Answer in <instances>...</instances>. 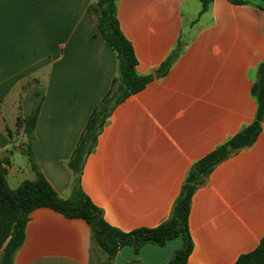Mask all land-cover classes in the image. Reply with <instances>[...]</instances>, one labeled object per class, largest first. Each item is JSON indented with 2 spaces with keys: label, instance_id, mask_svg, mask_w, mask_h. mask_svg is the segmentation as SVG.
<instances>
[{
  "label": "crops",
  "instance_id": "1",
  "mask_svg": "<svg viewBox=\"0 0 264 264\" xmlns=\"http://www.w3.org/2000/svg\"><path fill=\"white\" fill-rule=\"evenodd\" d=\"M96 0H0V156L7 181L36 178L31 149L60 197H72L74 149L119 74L116 52L87 7ZM116 0L136 71L153 79L113 110L87 156L80 186L106 221L129 232L166 220L193 164L255 120L252 94L264 61V9L242 0ZM180 44L164 75L161 64ZM43 85L33 141L17 127L23 86ZM11 133V134H10ZM186 264H234L264 236V121L257 140L218 164L196 190ZM180 240V239H174ZM122 248L111 264H168L177 246ZM181 242V240H180ZM182 244V242H181ZM82 218L34 209L13 264H92ZM2 252L0 251V259ZM102 263L107 255L96 256Z\"/></svg>",
  "mask_w": 264,
  "mask_h": 264
},
{
  "label": "trees",
  "instance_id": "2",
  "mask_svg": "<svg viewBox=\"0 0 264 264\" xmlns=\"http://www.w3.org/2000/svg\"><path fill=\"white\" fill-rule=\"evenodd\" d=\"M201 1L202 11H205L211 0ZM259 7L264 9V5ZM87 13L96 24L98 34L116 52L119 74L113 78L110 89L92 110L69 161L75 176L71 198L64 199L59 196L42 173L31 149L28 150V156L36 178L24 180L16 189L10 188L7 173L12 151L8 150L5 155L0 156V251L2 252L0 264L14 263L15 254L24 243L25 228L30 213L39 207H49L68 218H82L88 223L92 238V264H111L114 256L126 246L133 247L138 254L145 244L163 246L174 239H180L182 244L168 264H186L193 248L189 231V214L194 193L218 164L233 153L251 146L262 131L264 61L258 67L257 79L251 89L258 104L255 120L193 164L166 220L156 227H140L126 232L106 221L103 210L93 203L80 186V179L86 158L95 149L98 137L115 107L130 95L141 91L153 76L140 75L136 71L138 61L132 43L121 29L116 0H96L88 5ZM179 53L180 44L161 64L158 69L159 75L166 74ZM37 81L39 79L36 78ZM26 85L27 83L23 86V91H28ZM28 97L34 100L35 104L30 111L18 115L17 127L23 128L30 143L35 138L34 131L45 97L44 89L36 85L30 90ZM96 248L107 255V259L102 263H96L94 259ZM234 264H264V236L252 251L240 255Z\"/></svg>",
  "mask_w": 264,
  "mask_h": 264
},
{
  "label": "rangeland",
  "instance_id": "3",
  "mask_svg": "<svg viewBox=\"0 0 264 264\" xmlns=\"http://www.w3.org/2000/svg\"><path fill=\"white\" fill-rule=\"evenodd\" d=\"M246 1H249V2H252V3H256V4H259V5H264V1L263 0H246ZM38 79V78H37ZM40 86L43 88V85L42 83L39 81L36 82V78H33V79H30L28 82H27V87H28V91H24L22 93V101H21V107H20V113L23 115L25 114L26 112L30 111L31 108L34 106L35 104V101L34 100H30L28 95L30 93V90L33 89L35 86ZM23 129V128H21ZM24 132V130H23ZM24 134L26 135V138L27 140L29 139L28 135L24 132ZM28 143H29V140H28ZM170 246H177L178 248L181 247V242L180 240H173L171 241V245ZM100 249L99 248H96V252H95V257L94 259H96V263H97V258L96 256L100 254Z\"/></svg>",
  "mask_w": 264,
  "mask_h": 264
}]
</instances>
